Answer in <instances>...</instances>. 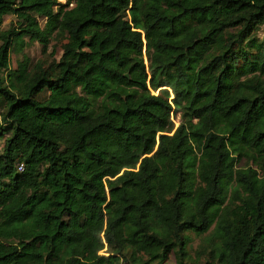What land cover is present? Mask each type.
Returning a JSON list of instances; mask_svg holds the SVG:
<instances>
[{
	"label": "trees",
	"instance_id": "trees-1",
	"mask_svg": "<svg viewBox=\"0 0 264 264\" xmlns=\"http://www.w3.org/2000/svg\"><path fill=\"white\" fill-rule=\"evenodd\" d=\"M261 26L264 0H0V264H264ZM25 38L60 57L10 67Z\"/></svg>",
	"mask_w": 264,
	"mask_h": 264
},
{
	"label": "rangeland",
	"instance_id": "rangeland-1",
	"mask_svg": "<svg viewBox=\"0 0 264 264\" xmlns=\"http://www.w3.org/2000/svg\"><path fill=\"white\" fill-rule=\"evenodd\" d=\"M60 2H65V1H62V0H58ZM13 23L15 22V17L12 16V15H7L4 17V22H3V25H2V28L3 29H7L10 25V23ZM263 26L260 27L257 35L258 36H262V32H263ZM24 42L27 43V46H25L22 50V52L20 53H17V52H11L10 53V67L12 68H15L16 67V62L18 60H21L23 58V56H26L30 59L31 63H35L38 59H43L44 61H50L52 58H56L58 59L61 55V47L59 45V43L55 40V39H51L49 45H48V49L46 51V53H42V48H41V45L38 43V42H31L28 40V38H25L24 39ZM52 50H54V55H52ZM43 96H46L47 95V91H44L42 93ZM1 112V111H0ZM172 119L174 120V123H175V126L178 125L181 117H180V113H174L172 114ZM3 146V140L0 139V152H1V148ZM240 165H242V163H240ZM202 238L203 236L201 237H198V236H194L192 235L191 236V247L192 249H190V246L188 247V249L190 250L189 253H192V251L197 247V245L199 244L200 241H202ZM100 254H104V255H107V252H106V249H103ZM126 257H129L130 254L127 252L125 253ZM125 257V258H126ZM120 264H131L130 263V260H125L124 258H120V261H119ZM163 264H175V257L173 254L170 255L169 259L164 262Z\"/></svg>",
	"mask_w": 264,
	"mask_h": 264
},
{
	"label": "built area",
	"instance_id": "built-area-1",
	"mask_svg": "<svg viewBox=\"0 0 264 264\" xmlns=\"http://www.w3.org/2000/svg\"><path fill=\"white\" fill-rule=\"evenodd\" d=\"M62 1H65V0H62ZM22 168V164L19 166V169H21Z\"/></svg>",
	"mask_w": 264,
	"mask_h": 264
}]
</instances>
